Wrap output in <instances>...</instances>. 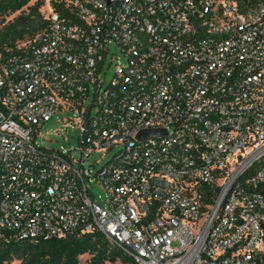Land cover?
<instances>
[{"label":"built area","instance_id":"built-area-1","mask_svg":"<svg viewBox=\"0 0 264 264\" xmlns=\"http://www.w3.org/2000/svg\"><path fill=\"white\" fill-rule=\"evenodd\" d=\"M49 1L0 56V246L98 231L137 264H264V0ZM59 113L78 146L38 143Z\"/></svg>","mask_w":264,"mask_h":264},{"label":"trees","instance_id":"trees-1","mask_svg":"<svg viewBox=\"0 0 264 264\" xmlns=\"http://www.w3.org/2000/svg\"><path fill=\"white\" fill-rule=\"evenodd\" d=\"M31 0H0V56L7 58L17 52L25 42L33 38L47 25L46 12L42 13L43 1L30 5ZM49 8L60 12L62 5L49 1ZM26 9V10H25ZM12 21L6 17L18 14ZM89 254L82 263L80 258ZM137 264L130 256L114 246L101 232L75 231L62 237L40 240L37 243L22 242L0 246V264Z\"/></svg>","mask_w":264,"mask_h":264},{"label":"rangeland","instance_id":"rangeland-1","mask_svg":"<svg viewBox=\"0 0 264 264\" xmlns=\"http://www.w3.org/2000/svg\"><path fill=\"white\" fill-rule=\"evenodd\" d=\"M38 1H43L44 5L41 8L42 13H48L47 10L49 8V0H31L30 5L37 3ZM26 10V9H25ZM18 14L6 17L4 19L5 22L12 21ZM3 20L0 19V28L1 22ZM112 51L114 52L115 49L113 48ZM115 71V66L112 65L111 69L106 72L104 75V79L106 84L110 82L112 76ZM91 103V100L87 101V105ZM71 118L73 119V114L71 113H59L55 115L49 122H47L40 130V134L42 137L38 139V143L47 148H55L60 149L61 146H66L67 148L75 147L79 145V137H80V130L73 125L70 127H66L65 124L67 121L64 119ZM117 148L109 150L107 152H96L94 153L89 160L87 161V165L92 167L94 170L100 169L105 163H107L112 155L115 153ZM77 155H79L77 153ZM92 193L97 201L101 205L106 204L107 194L103 187H101L97 183H93L92 185ZM90 257L89 254L81 256L80 260L84 263ZM20 260L15 259L10 264H19ZM114 264H123L122 262L118 261Z\"/></svg>","mask_w":264,"mask_h":264},{"label":"water","instance_id":"water-1","mask_svg":"<svg viewBox=\"0 0 264 264\" xmlns=\"http://www.w3.org/2000/svg\"><path fill=\"white\" fill-rule=\"evenodd\" d=\"M163 131L161 129H147V130H143L139 133V138H143L146 135H157V134H161Z\"/></svg>","mask_w":264,"mask_h":264}]
</instances>
